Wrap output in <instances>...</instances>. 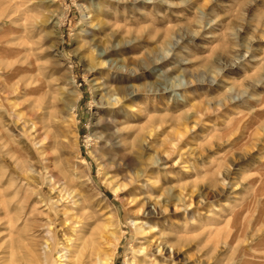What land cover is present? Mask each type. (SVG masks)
Wrapping results in <instances>:
<instances>
[{
  "label": "rangeland",
  "instance_id": "374dc122",
  "mask_svg": "<svg viewBox=\"0 0 264 264\" xmlns=\"http://www.w3.org/2000/svg\"><path fill=\"white\" fill-rule=\"evenodd\" d=\"M36 2L18 15L11 0H0V264H22L31 234L25 227L41 234L40 226L64 209L68 199L59 167L74 178L68 190L112 222V235L101 245L112 264L127 258L134 264L126 249L146 248V239L134 244L136 218L151 232L152 244L160 233L173 244L172 253L156 257L161 264H264V0L93 2L103 12L104 35L112 36V54L126 70L120 71V85L136 89L114 111L136 129L125 138L135 140V164L147 172L121 193L93 157L94 139L87 141L88 126L100 125L106 114L96 110L91 86L100 80L91 46L103 33L90 31L83 20L80 8L90 3ZM34 15L51 16L60 35L33 29L28 18ZM29 53L35 74L51 84L22 86L18 93L14 85L27 70ZM179 77L192 84L174 87ZM160 86L169 90L163 93ZM40 88L48 94L45 134L44 111L28 102ZM16 115L30 119L43 150L14 131L12 121L21 123ZM127 165L117 174L129 171ZM161 186L172 189L165 214L150 205L152 214L143 218L132 196H157L153 187Z\"/></svg>",
  "mask_w": 264,
  "mask_h": 264
},
{
  "label": "bare ground",
  "instance_id": "6f19581e",
  "mask_svg": "<svg viewBox=\"0 0 264 264\" xmlns=\"http://www.w3.org/2000/svg\"><path fill=\"white\" fill-rule=\"evenodd\" d=\"M34 1L42 4L50 0H11L15 9L14 13L18 15L26 13L28 10L27 8L33 5ZM88 1L90 4L84 5ZM95 1L98 0H79V2L84 5L81 6L80 9L84 22L91 26L90 31H95L97 34L103 33L102 39L95 41L91 46L95 51L97 65L99 64L98 67L94 68L93 72L100 75V80L92 82L91 86L94 100L96 97L98 98L97 102L95 100L96 110H100L106 114H104V118L101 117L102 119L99 120V124L102 126L98 125V122H92L90 124L91 126H88L89 136L87 141L90 142L92 138L94 139L97 149L94 151L93 157L103 170L107 171L108 177L113 180L114 185H116L114 192H128L134 188L136 183L144 178L147 170L140 169L138 168L139 165L137 166V163L135 164L138 155L135 140L133 142H128L125 138V134L132 130L136 131V129L125 125L121 118L118 120L115 116L116 112L114 111V107L136 96V89L132 84L120 85V80H118L120 71L124 73L126 70H124V66L120 64V59L112 54V36L110 34L108 36L104 35L106 24L102 20L103 12L99 7L93 4ZM28 20H30L31 27L33 29H39L41 33L50 30L51 33L53 32L57 37L60 35V25L54 23V19L49 15L44 19L34 15L30 19L28 18ZM40 43H42V39H39V44ZM24 59L23 65L27 70L24 76L15 83L14 88L16 92L20 93L22 86L24 90H26L33 84H35L37 88L39 86L44 85L43 87H45L51 84V82H43L41 75L35 74L36 70L33 68L36 67L31 66V63H29L31 59L30 53L25 55ZM69 68H71L70 65ZM173 82L177 83V85L174 86L176 88L186 87L188 84H192L190 79L187 80L185 77L176 78ZM170 86V89H174L172 85ZM64 88L63 90H65ZM168 90L166 86H160L159 91L165 93ZM39 91H41L40 95L36 98L29 99L28 102H31L29 103V108H32V110L44 111L43 114L40 115V121L43 125V127H41L43 130L40 129V134H45L46 118L48 117L45 110L47 108L46 98L48 94L45 93L44 88H40ZM70 93L73 94L77 100L80 98L81 94L78 91H71ZM76 103L72 105L71 111L73 112L76 109ZM16 105L17 104H10V107L12 108ZM16 117L19 118L18 120H20L21 123L17 125L15 121H12V124L15 126L14 131L21 133V135L35 148H42L41 150H43V148H45L43 147L44 144L39 140V135L37 136L38 131L34 130L35 127L29 125L30 119L26 115L23 117L21 115H16ZM96 126H98V129L95 128ZM74 130L77 133L76 127H74ZM141 133L142 131L140 130L138 135H141ZM52 135L54 141L57 142L58 135ZM2 147L3 145L0 144V148ZM126 163L129 165H127L129 171L124 175L117 174L118 171L116 169L122 167ZM28 170L30 169L28 168ZM58 172L65 177L64 185H66V187L63 188V191L66 192L68 201H64L66 202V206L64 205V209L61 212H59V210L56 211L53 219H49L47 224L40 226L42 228L41 234L38 233V235H34V227H25V232L31 234L28 242L24 244L25 247H23L25 248V254L20 257L22 264H112V254L110 255L101 251V245L105 243L106 235H112L109 230V228L113 226L112 222L105 218L101 211L98 213L99 215H96V212L88 210L84 197H79L69 191L70 186L74 182V178L69 177L62 167H59ZM153 190L158 193L157 196H143L139 199L132 196L131 201L139 206L143 218L144 216L146 217L152 214L149 209L150 205L153 206V209H158L160 213L157 214L159 215H164L166 212L165 207H168L167 204L171 198L172 189L170 187L161 186L158 188L153 187ZM56 202L61 203L62 200ZM140 220L139 218L131 220L132 227L135 229L137 236L134 244L137 246L140 239H146L145 242L147 246L146 248H135L136 250L133 247L127 248L126 254L133 255L134 264H161V262L156 260V257L165 256L167 252L172 253L173 244L164 240L165 233H160L159 237L157 236L158 240L155 237L156 243L152 244V241H150L152 234L150 232V235L149 232L146 231L145 224ZM150 229L152 228L150 227ZM87 231L90 232L88 237H86L85 234ZM120 239L121 238L115 239V243L111 246L112 249L115 250ZM148 246L149 248H147ZM16 251L19 253L18 249ZM125 264H131L128 258L125 260Z\"/></svg>",
  "mask_w": 264,
  "mask_h": 264
}]
</instances>
